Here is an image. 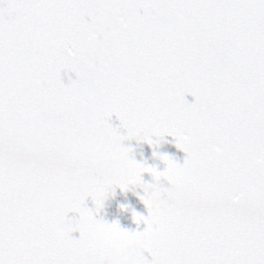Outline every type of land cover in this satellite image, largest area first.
<instances>
[{"label": "snow or ice", "instance_id": "snow-or-ice-1", "mask_svg": "<svg viewBox=\"0 0 264 264\" xmlns=\"http://www.w3.org/2000/svg\"><path fill=\"white\" fill-rule=\"evenodd\" d=\"M0 264H264V0H0Z\"/></svg>", "mask_w": 264, "mask_h": 264}, {"label": "water", "instance_id": "water-1", "mask_svg": "<svg viewBox=\"0 0 264 264\" xmlns=\"http://www.w3.org/2000/svg\"><path fill=\"white\" fill-rule=\"evenodd\" d=\"M74 78V74H73ZM65 82H67V77H65ZM189 102L194 100L191 95L186 96ZM113 123L118 124L119 122L113 117ZM165 142L156 146L153 149L152 146L148 145L146 142H137L136 140L125 141L126 145H131L133 148V155L138 160H146L148 164L157 166L160 170H163L165 165L158 158L153 156V151L167 153L174 156L178 163H183L185 153L178 149L175 145L174 138L171 136H166L164 138ZM143 178L146 181H151V176L148 173L143 174ZM140 191V189H137ZM89 206H93L91 201H88ZM129 205L128 208L122 209L120 205ZM133 211L138 212L142 215H147V208L144 203L139 199V197L132 191L121 192L118 188L116 190L115 196H110L105 201V206L100 212L102 216L108 222L118 221L120 226L129 230H140L143 229L144 225L141 223L139 226L133 220ZM74 236L78 237L79 233H73Z\"/></svg>", "mask_w": 264, "mask_h": 264}]
</instances>
